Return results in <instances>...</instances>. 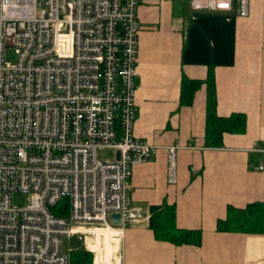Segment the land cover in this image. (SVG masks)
I'll use <instances>...</instances> for the list:
<instances>
[{
    "label": "built area",
    "instance_id": "2783aa9c",
    "mask_svg": "<svg viewBox=\"0 0 264 264\" xmlns=\"http://www.w3.org/2000/svg\"><path fill=\"white\" fill-rule=\"evenodd\" d=\"M139 2L0 0V264H69L61 238L73 235L93 264H123L124 232L143 215L128 194L132 170L156 150L134 134ZM190 6L246 16L249 0ZM179 148L166 149L169 182ZM100 149L119 158L100 160ZM15 192L25 207L12 205ZM63 198L69 212L57 216Z\"/></svg>",
    "mask_w": 264,
    "mask_h": 264
},
{
    "label": "crops",
    "instance_id": "0c3cea01",
    "mask_svg": "<svg viewBox=\"0 0 264 264\" xmlns=\"http://www.w3.org/2000/svg\"><path fill=\"white\" fill-rule=\"evenodd\" d=\"M248 8L240 16L194 11L190 0L139 2L134 134L156 150L132 170L128 194L143 215L124 232L123 264H264V233L216 229L228 207L264 203V0ZM183 77L201 81L187 105ZM208 80L217 115L246 119L244 132L224 133L216 147L205 145ZM174 144L169 182L166 149ZM160 205L173 206L176 226L199 231L200 243L156 239L149 219Z\"/></svg>",
    "mask_w": 264,
    "mask_h": 264
},
{
    "label": "trees",
    "instance_id": "16d2710c",
    "mask_svg": "<svg viewBox=\"0 0 264 264\" xmlns=\"http://www.w3.org/2000/svg\"><path fill=\"white\" fill-rule=\"evenodd\" d=\"M201 81L182 78L181 102L190 104L194 92ZM207 114L205 123V145L220 146L224 133H242L245 130L246 119L242 113H232L229 116H218L215 111L216 100L213 82L208 80ZM152 214L149 226L154 237L175 245L200 243V232L178 228L175 224L174 207L160 205L151 207ZM53 214L66 216L69 212L67 198L61 199L53 208ZM218 231H233L245 233H264V203L248 204L244 208L228 207L226 216L216 224ZM69 264H92V255L83 248L69 254Z\"/></svg>",
    "mask_w": 264,
    "mask_h": 264
},
{
    "label": "rangeland",
    "instance_id": "374dc122",
    "mask_svg": "<svg viewBox=\"0 0 264 264\" xmlns=\"http://www.w3.org/2000/svg\"><path fill=\"white\" fill-rule=\"evenodd\" d=\"M6 60L8 62H13L15 60V51L12 48H7L5 51ZM98 158L100 160L104 159H113L115 157V151L109 149H100L98 150ZM27 194L22 192H15L12 194V205L17 208H23L27 204ZM111 238V237H110ZM101 239V237H100ZM107 245L110 244V240H107L105 237L103 239ZM109 243H108V242ZM83 248V243L81 237L78 235H73L71 237H62L61 238V252L65 255L70 254L72 251L80 250ZM85 250V249H84ZM87 251V250H86ZM89 252V251H87ZM105 253V244L101 240V254L104 256ZM92 255V264H93V254Z\"/></svg>",
    "mask_w": 264,
    "mask_h": 264
},
{
    "label": "water",
    "instance_id": "95a60500",
    "mask_svg": "<svg viewBox=\"0 0 264 264\" xmlns=\"http://www.w3.org/2000/svg\"><path fill=\"white\" fill-rule=\"evenodd\" d=\"M119 155H120L119 151H116V153H115V157H116V159L119 158ZM110 217H111V219H112L113 221H115V222H117L118 219H119V215H118V214H115V213L111 214Z\"/></svg>",
    "mask_w": 264,
    "mask_h": 264
}]
</instances>
